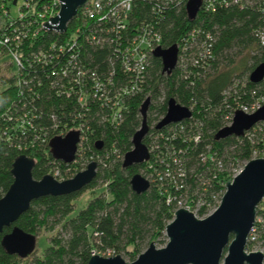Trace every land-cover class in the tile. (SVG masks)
<instances>
[{
  "label": "trees",
  "instance_id": "16d2710c",
  "mask_svg": "<svg viewBox=\"0 0 264 264\" xmlns=\"http://www.w3.org/2000/svg\"><path fill=\"white\" fill-rule=\"evenodd\" d=\"M23 1L29 4L26 12L20 0L3 1V27H7L0 35L10 40L5 48L0 46V56L9 57L0 63V71L8 72L0 77V197L12 182L10 165L19 154L34 161V180L53 172L66 180L89 161L96 162L95 176L83 190L33 200L14 222L35 236L56 229L42 255L31 264H86L95 254H122L132 262L150 242L164 244L160 238L179 209L178 200L196 218L206 217L232 175L231 164L236 159L246 162L253 153L264 154V121L241 136L213 138L234 107L264 94V78L254 83L248 80L249 72L264 62V46L257 36L264 31V0H255L254 7L210 0L211 6L198 9L192 19L187 18L184 2L136 0L127 15H120L123 27L88 18L78 9L62 32L39 28L36 14L44 12V5L56 10L53 0ZM12 6L25 15L10 16ZM143 28L155 33L163 48L176 44L178 63L168 74L161 71L159 59L142 47L145 65L140 72L124 70L121 55L135 44L131 43L134 32ZM203 48L208 55L202 54L194 63ZM9 52L18 55L20 65ZM145 97L149 99L148 130L142 141L152 151L147 161L123 169L122 155L131 148ZM170 97L188 107L190 117L155 129ZM72 126L80 127L83 139L75 160L63 163L51 157L47 143ZM96 141L101 142L99 149ZM225 164H230L226 172ZM148 165L160 174L166 170L171 177L152 182ZM139 173L150 181L149 187L134 194L128 182ZM171 181L180 188L175 189ZM102 186L104 193L93 192L84 207L66 219L76 197ZM261 205L264 199L255 217L264 221ZM259 227L254 224L251 235L259 233L264 245V229ZM8 231L4 228L2 234ZM251 244L247 241L246 245ZM19 263L0 247V264Z\"/></svg>",
  "mask_w": 264,
  "mask_h": 264
},
{
  "label": "water",
  "instance_id": "95a60500",
  "mask_svg": "<svg viewBox=\"0 0 264 264\" xmlns=\"http://www.w3.org/2000/svg\"><path fill=\"white\" fill-rule=\"evenodd\" d=\"M88 0H57L56 15L43 20L42 30L62 32L77 10ZM200 0H186L184 9L188 19L198 10ZM153 57L160 61L161 71L168 74L177 59L176 44L165 48L157 45ZM264 76V62L258 63L248 74L250 82H257ZM149 99L145 97L139 106L140 124L133 132L131 148L122 155L121 168H128L148 160L149 153L143 138L148 130L146 109ZM190 117V109L180 105L170 97L166 100L164 114L154 124L159 129ZM264 120V101L251 113L240 110L233 112L231 122L220 127L213 135L215 140L227 136H241L255 123ZM78 142L77 131L71 130L63 136H53L48 141L51 157L63 163L73 161ZM96 149L100 141L94 143ZM34 161L19 154L10 165L12 182L0 197V247L9 256L19 260L29 257L35 251L36 236L25 233L14 226L17 218L24 213L31 201L45 196H62L80 192L94 178L96 162L89 161L85 168L71 178L57 181L50 175L39 180L31 176ZM130 190L134 194L145 192L149 183L140 174L129 179ZM224 191L217 206L204 218H196L190 211L179 208L165 225L163 235L166 242L157 248L150 242L147 247L129 263L119 255L100 257L92 255L86 264H263L260 252H245L248 235L255 224V209L264 198V157L247 160L241 169L224 183ZM4 228H9L2 234Z\"/></svg>",
  "mask_w": 264,
  "mask_h": 264
},
{
  "label": "built area",
  "instance_id": "2783aa9c",
  "mask_svg": "<svg viewBox=\"0 0 264 264\" xmlns=\"http://www.w3.org/2000/svg\"><path fill=\"white\" fill-rule=\"evenodd\" d=\"M3 1L5 0H0V31L4 32L6 27H3L5 24V17H6V8L4 7ZM21 4L24 6V11L26 12L28 9V2H24L23 0H20ZM136 1V0H88L82 7L79 8V10L81 11V13L88 17V18H95L96 20H106V21H110L111 23L116 24L119 27H123V24H121V19H120V15L125 16L127 15V13L130 11L131 5L132 3ZM166 1V0H165ZM168 1H176V2H186V0H168ZM232 3H236L238 4L240 7H244V6H248V7H254L256 6V4L258 3V1L255 0H230ZM210 0H200V5L198 7V9L200 8H208L211 6V4L209 3ZM13 3H16V0H13ZM53 3L56 4L57 8L56 10H52V8L50 9L48 7V5H44L43 8H45L43 13H39L38 15L36 14V16L39 19V23H41L44 18H46L45 20L48 19L49 16H54L56 15L57 11H58V2L57 0H53ZM23 10H17L15 13V17L20 19L22 18L25 14H24ZM9 19L7 18L6 21H8ZM120 22V23H119ZM7 24V22H6ZM39 28H42V25L39 24ZM56 32V31H54ZM4 34L2 33L0 36H2V38H0V46L2 47H6V45L8 44L10 38L3 36ZM258 41L259 44L264 46V31L261 30L258 32ZM131 43H135L132 46L129 45L128 48H126L123 52V54L121 55V58L123 59V68L126 72H140V70L142 69V67L145 65V50L147 52H151L157 45H158V36L155 33H150V29H142V32H134V35L132 37ZM130 43V44H131ZM144 48L145 50L143 51L142 48ZM208 50L207 48H203V51H201L198 54V59L194 60V63L197 62V60H199L201 58V55H208ZM6 55V54H5ZM11 58V60L16 64V65H20L19 64V60H18V55H16L14 52H9L8 54ZM178 63V59H176V64ZM264 78V76L262 77V79ZM264 80V79H263ZM95 86H97L95 84ZM96 88V87H95ZM251 94H254V92H252ZM96 95V93L92 94V97H94ZM264 101V94L258 95V96H254L251 99V102L249 104H238L236 107H234L228 114H226L224 116V120H225V124L224 125H228L231 122V118L233 115V112L235 110H240L243 113H251L253 111H255L257 108H259L261 106V104ZM118 117V114L116 113V118ZM264 121V120H263ZM262 122V121H260ZM257 122L254 125L260 123ZM253 125V126H254ZM17 130L21 131V133L23 132L22 128L18 127ZM77 131L78 133V142L76 143V151L78 149V147L81 145V141L83 139L82 137V133L80 130L79 126H72L70 128H68L66 131L58 133L55 136H63L66 132L68 131ZM198 137L194 136V141H197ZM150 151H152V149H148V153H150ZM76 154V153H75ZM254 155V153H253ZM253 155L251 158H253ZM75 160V158L73 159V161ZM147 161V160H146ZM160 162H163L162 159L159 160ZM173 163L176 164V166H178L177 160L175 158L172 159ZM165 169H166V163H164ZM148 169L151 170V165H148ZM232 171V170H231ZM152 178L154 177V179H152V182H156V183H160L162 180H166L167 178H170L171 176L166 173V170H164L161 174L159 172H156V170L152 169ZM238 171L232 173L231 176H234ZM49 175V174H48ZM51 177H53L55 180L57 181H63L62 178L58 177V173L57 172H53L52 175H50ZM177 176H181V169H177ZM147 180V179H146ZM150 181H148L149 183ZM171 184L175 187V189H179L180 186H176L175 183L173 181H171ZM161 185V184H160ZM177 208H183L186 209L188 211H190L183 202H181V199L178 200L176 202ZM191 212V211H190ZM192 213V212H191ZM193 214V213H192ZM194 215V214H193ZM254 232V226L253 228L250 230V233L248 235V239L247 241L252 242L254 240V238L252 237L251 233Z\"/></svg>",
  "mask_w": 264,
  "mask_h": 264
},
{
  "label": "rangeland",
  "instance_id": "374dc122",
  "mask_svg": "<svg viewBox=\"0 0 264 264\" xmlns=\"http://www.w3.org/2000/svg\"><path fill=\"white\" fill-rule=\"evenodd\" d=\"M15 13H16V7H13V6L10 7V16H14ZM0 58H1L0 59V63L8 61V59H9V57L6 56L5 54L0 56ZM9 70H12V68H9ZM7 73H8L7 70L2 68V70L0 71V77H3V75H5ZM2 79L0 78V84H2L1 83ZM0 88H1V85H0ZM258 154H260V155H258ZM253 157H264V154L263 153L262 154L261 153H255L253 155ZM244 163H245L244 161H242L240 159H236V161H234V163L231 164L232 165V169H233V171H231V174L236 172V171H239L241 169V166ZM229 165L230 164H225V172L228 171ZM139 174L141 175V173H139ZM229 177L230 178L226 177V178H228L227 181L231 180L233 176H229ZM93 192L96 193V194L104 193L103 186L101 188L100 187L96 188L94 191L86 190V191L82 192L78 197H76L72 201V211L66 217V219L74 217L77 214V212L84 207V205L87 202V200L92 197ZM261 207H262V209H264V205H261ZM210 212H212V210H210ZM255 222H256L255 223L256 225L260 226L259 228H261V229L263 228L264 229V221L261 218L255 217ZM55 231H56V229L53 230L52 232H40V233H38L36 235V240H35V251L29 257H27V258H25L23 260H20L19 264H31V260L34 257H40L42 255L44 249L47 247L48 238L52 237L55 234ZM253 238H254V240L252 241L253 244L248 245V247L246 245L245 246V252H247V253L248 252H260V253H262L263 254L262 263L264 264V245L261 242V240L259 239V233L257 235L254 234ZM160 240L162 242H164V244H165L166 239H165L164 235H163V237L160 238ZM164 244L162 243V245H157V244H154V245H155V247L160 248V247H163ZM98 256H100V257H111L109 254H100ZM119 256L124 262L129 263L128 259L124 255L119 254Z\"/></svg>",
  "mask_w": 264,
  "mask_h": 264
}]
</instances>
